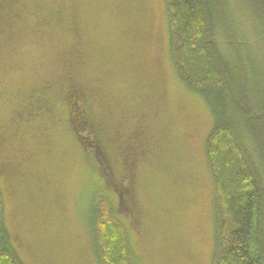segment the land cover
I'll use <instances>...</instances> for the list:
<instances>
[{
  "label": "rangeland",
  "instance_id": "rangeland-1",
  "mask_svg": "<svg viewBox=\"0 0 264 264\" xmlns=\"http://www.w3.org/2000/svg\"><path fill=\"white\" fill-rule=\"evenodd\" d=\"M13 2L17 12L0 17V187L5 229L21 262L97 264L94 205L117 210L115 192L67 127L74 84L90 116L105 118L111 173L127 177L123 158L129 165L136 160L134 202L119 216L133 264H211L214 187L204 143L218 106L178 79L164 1ZM228 9L245 62L262 73L264 38L256 21L237 0H228ZM10 17L16 20L9 23ZM216 40L234 63L219 30ZM67 75L71 80L61 84ZM30 103L44 112L29 116ZM137 126H145L138 142L131 137ZM140 139L147 152L135 157L133 141Z\"/></svg>",
  "mask_w": 264,
  "mask_h": 264
},
{
  "label": "trees",
  "instance_id": "trees-1",
  "mask_svg": "<svg viewBox=\"0 0 264 264\" xmlns=\"http://www.w3.org/2000/svg\"><path fill=\"white\" fill-rule=\"evenodd\" d=\"M163 1L169 52L178 79L205 96L210 105L218 106L204 143L214 187L211 264H264V71L260 73L245 62L243 48L231 33L228 0ZM237 1L251 13L264 38V0ZM13 4V0H0V17L13 13ZM13 20L15 17L8 18L9 23ZM71 30L75 36V26ZM218 30L231 49L234 63L218 47ZM66 77L61 84L71 80ZM71 88V109L66 107L70 131L88 152L91 168L105 188L115 192L118 201L116 211L103 202L94 205L90 230L97 264H133L128 231L119 218L123 206L134 202V196L132 201L130 196L131 175L126 174L129 179L123 176L122 180L111 173L103 132L107 130L105 118L90 116L88 100L76 85ZM111 127L114 136H119V127ZM142 127L137 126L134 132L137 142L140 128L145 131ZM142 139L140 142H144ZM135 162L133 159L132 166ZM4 221L0 187V264H23L11 245Z\"/></svg>",
  "mask_w": 264,
  "mask_h": 264
},
{
  "label": "flooded vegetation",
  "instance_id": "flooded-vegetation-1",
  "mask_svg": "<svg viewBox=\"0 0 264 264\" xmlns=\"http://www.w3.org/2000/svg\"><path fill=\"white\" fill-rule=\"evenodd\" d=\"M67 85V84H66ZM62 92L64 93V91L62 90ZM32 107L29 109V112H28V115L29 116H39V114H41L42 112H44V110H41V108H40V111H39V108L38 107H40V105H35V104H30ZM41 106H43V105H41ZM66 123H67V127H69V114H68V110H67V117H66ZM135 131V130H134ZM134 131L132 132V138H134V139H136V135H135V133H134ZM87 134V133H86ZM133 145H134V147H133V155H135V157L139 154V153H145L146 151H147V147H146V143L145 142H140V144L138 145V144H136V143H134V141H133ZM137 154V155H136ZM131 155V154H130ZM132 155V156H133ZM131 156V157H132ZM127 158H128V160H129V157H124L123 158V164H124V166H125V169H126V171H127V174L128 173H130V168H131V164H132V162L130 161V165H129V163H128V160H127ZM6 167V166H5ZM6 169L8 170V168L6 167ZM14 169V166H12L11 168H10V170H13ZM127 179H129L128 177H127ZM129 181V180H128Z\"/></svg>",
  "mask_w": 264,
  "mask_h": 264
},
{
  "label": "crops",
  "instance_id": "crops-1",
  "mask_svg": "<svg viewBox=\"0 0 264 264\" xmlns=\"http://www.w3.org/2000/svg\"><path fill=\"white\" fill-rule=\"evenodd\" d=\"M147 152V151H146Z\"/></svg>",
  "mask_w": 264,
  "mask_h": 264
}]
</instances>
